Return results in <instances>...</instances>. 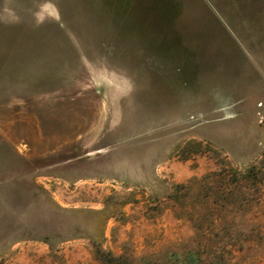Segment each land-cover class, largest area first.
<instances>
[{
  "label": "rangeland",
  "instance_id": "374dc122",
  "mask_svg": "<svg viewBox=\"0 0 264 264\" xmlns=\"http://www.w3.org/2000/svg\"><path fill=\"white\" fill-rule=\"evenodd\" d=\"M0 264H264V0H0Z\"/></svg>",
  "mask_w": 264,
  "mask_h": 264
}]
</instances>
